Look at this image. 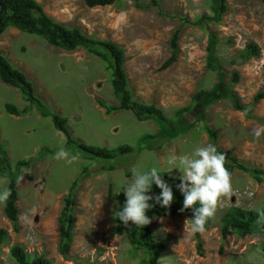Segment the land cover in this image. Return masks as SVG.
<instances>
[{"label":"rangeland","instance_id":"1","mask_svg":"<svg viewBox=\"0 0 264 264\" xmlns=\"http://www.w3.org/2000/svg\"><path fill=\"white\" fill-rule=\"evenodd\" d=\"M36 1L55 21L120 45L133 96L161 109L169 122H138L130 112L105 115L97 101L115 106L118 100L103 62L82 49L63 51L39 37L7 29L0 35V54L27 76L45 110L34 104L25 116L7 114L6 104L18 109L27 105L16 89L0 82V191L15 179L19 210V230L14 232L0 204V230L8 233L0 264H16L9 255L12 245L23 246L29 259L42 256L52 264H146L143 251L133 249L124 237L111 235L115 205L108 197L109 185L113 192L127 186L133 167L167 172L179 164L169 162L172 155H191L207 144L224 153L227 162L233 156L249 169L264 171V128L257 121L264 120V100L252 108L254 119L235 110L230 100L235 94L241 104L250 106L264 84V3L226 0V12L216 23L210 19L212 0H154L157 5L139 0L148 5L142 8L130 0L94 8L86 7L84 0ZM175 30L180 31L177 60L161 71ZM210 33L219 39L210 59L215 70L207 65ZM248 43L258 46L259 56L240 62L238 55ZM41 111L65 118L71 136L85 145L131 146L134 152L100 160L71 148L76 160L56 159L65 140ZM145 135L152 138L139 147ZM22 160L29 165L17 171L16 163ZM171 173L180 176L178 169ZM231 177L233 195L218 208L209 229L200 233L202 255L183 213L151 220L153 234L165 245L160 264H264L263 239L230 235L221 242L220 218L228 208L264 210V179L258 182L238 170ZM74 181L77 222L71 251L62 258L57 253L56 219ZM177 200L182 205L181 193Z\"/></svg>","mask_w":264,"mask_h":264},{"label":"trees","instance_id":"2","mask_svg":"<svg viewBox=\"0 0 264 264\" xmlns=\"http://www.w3.org/2000/svg\"><path fill=\"white\" fill-rule=\"evenodd\" d=\"M136 8H142L148 5H142L139 0H130ZM118 0H84V4L88 8L106 7L114 5ZM264 3V0H262ZM152 4L157 5V2L151 0ZM212 22L219 23L226 12V0H212ZM12 28L20 32L39 37L49 46L67 52H74L78 49L84 50L89 55L97 57L105 65L106 70L110 73V84L114 97L118 100L115 106H106L103 102L97 101L99 107L104 109L105 115H112L116 112H130L138 122L147 121L150 119L159 122H169L163 111L153 104H145L133 96L129 89L128 78L125 73L126 57L123 48L115 42L108 40L93 39L85 35L77 27H68L60 22L49 17L43 10V7L36 0H0V35L7 29ZM179 30H175L171 36L170 55L168 59L160 67V70H165L173 65L178 56V40ZM219 44V39L214 34L210 33L207 39L206 54L207 65L211 70H215L210 59L214 55L215 47ZM259 56V48L255 43H248L238 55L240 62H247ZM234 81H238L237 74H233ZM0 82L16 89L22 101L27 105L22 109L6 104L4 110L7 114L21 117L30 112L32 105L36 104L41 109L45 110V106L35 96L34 87L27 76L20 70L14 68L10 62L0 54ZM203 92H200L197 98H201ZM230 100L235 110L242 112L246 118L254 119L252 116V108L260 101L264 100V84L262 88L252 97L250 106L241 104L239 98L235 94H230ZM42 117H49L54 128L62 133L65 140V149L70 151L71 148L77 151H82L91 159L112 160L118 155H124L134 152L131 146H120L115 149L106 147H92L85 145L81 141L74 139L67 127V120L57 114L41 111ZM264 128V120H257ZM152 138L150 135H145L140 138L138 146ZM28 161H18L15 169L19 171L21 168L28 167ZM226 167L232 173L235 170L250 174L256 181L262 182L264 171L257 169H249L235 157L229 156ZM112 168V167H111ZM130 175V174H129ZM127 175V176H129ZM168 185L172 188L174 202L170 209H164L156 205L149 210L148 215L151 220L162 217H173L180 213L182 205L177 200L181 193L177 188L180 183L175 173H161ZM76 182L74 181L68 188L67 194L62 198L60 210L57 215V253L66 258L70 251L74 239V230L77 222V207L78 202L75 196ZM121 187L117 192H113L112 186H108V197L114 201V225L111 230V235L124 237L126 241L135 250L143 251L147 256L146 264H160L159 255L164 251V244L158 241L153 234L151 223L139 228L134 225L125 227L116 219V213L125 203L124 189ZM6 188L11 189L12 195L3 204V216L11 224L12 230L18 232L19 226V210L17 207L18 192L17 182L10 178ZM160 189L155 185L152 186V195H159ZM151 203V202H150ZM264 211V210H262ZM259 211L244 210L239 207L228 208L220 218L219 234L222 244H224L230 235L243 237H256L264 240V219L258 217ZM183 213L187 219L193 217V212L185 210ZM212 220L206 224V230L211 226ZM190 224V222H189ZM191 226V225H190ZM196 240V251L199 255L203 254L202 242L200 233L193 234ZM8 233L5 230H0V256L3 248L7 246ZM9 255L16 264H52V262L42 256L29 259L28 255L21 245H12L9 249ZM1 261V259H0Z\"/></svg>","mask_w":264,"mask_h":264},{"label":"clouds","instance_id":"3","mask_svg":"<svg viewBox=\"0 0 264 264\" xmlns=\"http://www.w3.org/2000/svg\"><path fill=\"white\" fill-rule=\"evenodd\" d=\"M256 134L258 136L259 132L257 131ZM55 158L71 163L78 157L70 154L67 149L61 148ZM177 160L178 166L171 167L167 173L170 174L173 169H178L180 172L178 177L180 183L177 188L183 195V203L179 211L190 209L193 217L185 222H190L192 234H202L206 231V224L215 218L223 201L233 195L232 177L226 167V155L218 152L213 144H207L197 147L191 155H172L169 158L172 164H175ZM130 171L132 179L123 191L125 203L118 209L116 219L125 227L131 224L142 228L151 223V218L146 213L156 205L170 209L174 202V195L172 188L162 179L163 172L156 167L146 172L133 167ZM20 179L22 180L23 177ZM153 185L160 189L159 195L151 194ZM11 195L10 188L0 191V204H6ZM258 217L264 219V211H259Z\"/></svg>","mask_w":264,"mask_h":264}]
</instances>
